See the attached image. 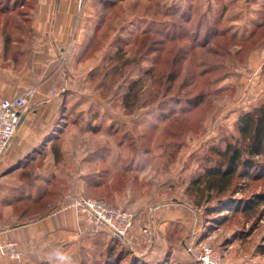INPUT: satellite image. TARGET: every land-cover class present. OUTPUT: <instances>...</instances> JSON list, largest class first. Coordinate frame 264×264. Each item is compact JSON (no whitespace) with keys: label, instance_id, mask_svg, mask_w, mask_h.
<instances>
[{"label":"rangeland","instance_id":"1","mask_svg":"<svg viewBox=\"0 0 264 264\" xmlns=\"http://www.w3.org/2000/svg\"><path fill=\"white\" fill-rule=\"evenodd\" d=\"M248 1L67 0L70 37L41 56L38 0H0V76L17 95L36 89L23 123L36 134L0 183V227L96 197L133 225L115 240L86 221L93 235L68 264H204L205 247L206 264H264V154L229 202L195 182L264 103V7ZM1 245L0 264L22 257L15 239Z\"/></svg>","mask_w":264,"mask_h":264},{"label":"crops","instance_id":"2","mask_svg":"<svg viewBox=\"0 0 264 264\" xmlns=\"http://www.w3.org/2000/svg\"><path fill=\"white\" fill-rule=\"evenodd\" d=\"M66 1L38 0L36 4L34 17L36 47L40 40H45L42 44L44 48L40 50L41 56L53 54L55 46L59 45L57 41L70 37L71 29H73L77 18L76 12L72 10L75 9V6L69 5L67 9L64 7ZM248 2L264 7V0H249ZM58 16L59 19H57ZM46 40H52V42ZM43 60L44 58L36 59L32 68L34 69L35 77L33 78L36 84L39 69L37 63L45 65ZM17 93L14 88H11V84L5 82L4 75L0 76V100L15 96ZM29 118L30 116L26 114L7 149L8 155L0 161V183L14 173H9V167L19 162L22 157H26L30 150L24 149L25 141H28V137L33 136L36 132L28 125H24ZM21 150H26V152L20 154L19 151ZM3 169L6 171L2 172ZM4 188L7 191L10 189L6 186ZM92 235L91 227L83 214L77 212L72 205L65 206L55 212L49 211L31 220L20 219L15 224L0 227L1 238H11L18 241L22 257L14 264L71 263L68 261L69 256L74 255L77 251L80 240L84 239V242L87 237ZM3 261L2 263H7L6 260Z\"/></svg>","mask_w":264,"mask_h":264},{"label":"built area","instance_id":"3","mask_svg":"<svg viewBox=\"0 0 264 264\" xmlns=\"http://www.w3.org/2000/svg\"><path fill=\"white\" fill-rule=\"evenodd\" d=\"M35 93L34 87H28L18 95L0 100V161L16 135ZM73 204L77 212L84 215L93 230H108L115 238H125L134 222L133 213L102 198L81 197ZM8 246L11 249L10 256L19 258L20 254L14 244ZM211 255V248L205 247L202 252L204 264L209 263Z\"/></svg>","mask_w":264,"mask_h":264},{"label":"trees","instance_id":"4","mask_svg":"<svg viewBox=\"0 0 264 264\" xmlns=\"http://www.w3.org/2000/svg\"><path fill=\"white\" fill-rule=\"evenodd\" d=\"M34 17L35 14L31 17L32 28ZM237 128L240 140L229 143L224 150L218 151L222 160L208 169L205 178L195 181L203 183L208 191L218 194L219 205L229 202L238 192V184L234 182V178L243 176L247 169L255 168L256 161L253 157L264 154V103L241 114L237 120ZM8 201L5 204H9ZM211 211L208 209V212ZM47 212L49 209L44 213Z\"/></svg>","mask_w":264,"mask_h":264}]
</instances>
